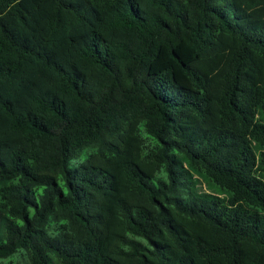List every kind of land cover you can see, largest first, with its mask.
<instances>
[{
    "label": "trees",
    "instance_id": "16d2710c",
    "mask_svg": "<svg viewBox=\"0 0 264 264\" xmlns=\"http://www.w3.org/2000/svg\"><path fill=\"white\" fill-rule=\"evenodd\" d=\"M242 243L262 264L264 0H0V264Z\"/></svg>",
    "mask_w": 264,
    "mask_h": 264
},
{
    "label": "rangeland",
    "instance_id": "374dc122",
    "mask_svg": "<svg viewBox=\"0 0 264 264\" xmlns=\"http://www.w3.org/2000/svg\"><path fill=\"white\" fill-rule=\"evenodd\" d=\"M201 187H205L204 183L201 182ZM207 187V186H206ZM191 238V237H190ZM241 249V260L243 264H248V259L253 251V247L247 243H242L240 246ZM12 264H24L20 259L15 261ZM212 264H221L220 260H213ZM262 264H264V260L262 261Z\"/></svg>",
    "mask_w": 264,
    "mask_h": 264
}]
</instances>
